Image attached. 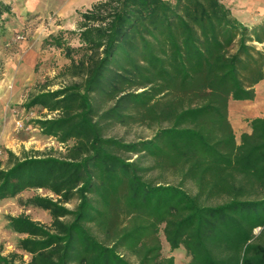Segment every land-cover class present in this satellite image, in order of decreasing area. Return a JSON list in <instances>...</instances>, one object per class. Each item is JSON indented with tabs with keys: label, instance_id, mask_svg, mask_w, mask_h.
<instances>
[{
	"label": "trees",
	"instance_id": "obj_1",
	"mask_svg": "<svg viewBox=\"0 0 264 264\" xmlns=\"http://www.w3.org/2000/svg\"><path fill=\"white\" fill-rule=\"evenodd\" d=\"M12 15L0 0V22ZM76 15L42 45L62 49L79 79L21 104L45 110L29 122L64 151L0 160V203L51 220L5 215L18 237L0 264H174L162 237L186 264H264V113L238 141L229 120V103L253 100L264 79V17L244 23L222 0H97ZM117 124L153 133L126 140ZM166 169L178 184L152 179Z\"/></svg>",
	"mask_w": 264,
	"mask_h": 264
},
{
	"label": "rangeland",
	"instance_id": "obj_2",
	"mask_svg": "<svg viewBox=\"0 0 264 264\" xmlns=\"http://www.w3.org/2000/svg\"><path fill=\"white\" fill-rule=\"evenodd\" d=\"M64 0H14V10L21 22L10 18L0 22V160H6L5 149H11L20 154L22 149L44 150L53 148L57 152L64 151V146L54 138L42 135L37 128L29 122L32 118L42 115L45 110L31 108L25 110L22 102L29 94L36 92L40 85L48 84V88H56L78 77H72L64 71L69 63L64 51L54 46H43L42 40L49 33H56L59 29H75L76 12L60 18L57 12ZM19 35L23 37L18 38ZM71 45H78L76 38H71ZM264 50V46H262ZM29 50L26 55H22ZM1 103V102H0ZM235 108V123L244 124L246 118L240 102L229 103ZM239 135V129H236ZM111 134L134 140L139 137H149L153 128L145 125H115ZM152 179L161 182L178 184L179 176L173 171L155 170ZM182 186L193 193L195 186L192 181L183 182ZM34 190L22 192L18 197L25 198L33 194ZM38 192L43 193L42 190ZM21 212L29 214L32 218L48 224L51 220L49 213L39 208H24L17 198L5 199L0 203V246L3 252L15 248L18 237L6 227L5 215H16ZM259 228L255 233H259ZM163 254L173 255L174 264H186L188 257L182 246L169 251L168 245L162 237ZM26 258V256H24ZM134 259L133 257H130Z\"/></svg>",
	"mask_w": 264,
	"mask_h": 264
},
{
	"label": "crops",
	"instance_id": "obj_3",
	"mask_svg": "<svg viewBox=\"0 0 264 264\" xmlns=\"http://www.w3.org/2000/svg\"><path fill=\"white\" fill-rule=\"evenodd\" d=\"M5 2L11 5V11L14 15V19L17 18L18 14L14 10V0H4ZM97 0H64L56 13L54 15L59 16L60 18L65 17L67 14L75 13L77 10H83L91 6L92 3ZM227 7L231 10V13L238 18L240 21L247 24H255L259 23L261 19L264 17V0H222ZM21 22L19 18H17ZM257 48L262 49L264 46L263 43H256ZM29 50L22 53V55H26ZM0 105L2 104V100H0ZM240 102L241 108L245 114V116L251 118L254 116L262 115L264 113V79L259 81L255 85V98L253 100H240L235 101ZM2 106V105H1ZM235 108L232 109L229 104V120L233 127L234 133L236 135L237 141L239 140V135L241 132H250V127L247 121L244 124L240 122L235 123ZM236 129H239V135H237Z\"/></svg>",
	"mask_w": 264,
	"mask_h": 264
},
{
	"label": "built area",
	"instance_id": "obj_4",
	"mask_svg": "<svg viewBox=\"0 0 264 264\" xmlns=\"http://www.w3.org/2000/svg\"><path fill=\"white\" fill-rule=\"evenodd\" d=\"M23 37V35H19L18 38Z\"/></svg>",
	"mask_w": 264,
	"mask_h": 264
}]
</instances>
